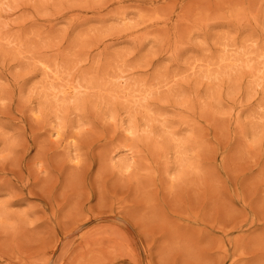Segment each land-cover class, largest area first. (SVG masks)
Returning <instances> with one entry per match:
<instances>
[{
    "label": "rangeland",
    "instance_id": "rangeland-1",
    "mask_svg": "<svg viewBox=\"0 0 264 264\" xmlns=\"http://www.w3.org/2000/svg\"><path fill=\"white\" fill-rule=\"evenodd\" d=\"M0 264H264V0H0Z\"/></svg>",
    "mask_w": 264,
    "mask_h": 264
}]
</instances>
